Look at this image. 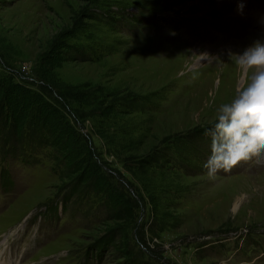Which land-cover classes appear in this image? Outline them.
Here are the masks:
<instances>
[{
	"label": "rangeland",
	"instance_id": "1",
	"mask_svg": "<svg viewBox=\"0 0 264 264\" xmlns=\"http://www.w3.org/2000/svg\"><path fill=\"white\" fill-rule=\"evenodd\" d=\"M262 18L264 0H0V264H264V155L203 168ZM10 86L58 112L60 142Z\"/></svg>",
	"mask_w": 264,
	"mask_h": 264
},
{
	"label": "clouds",
	"instance_id": "2",
	"mask_svg": "<svg viewBox=\"0 0 264 264\" xmlns=\"http://www.w3.org/2000/svg\"><path fill=\"white\" fill-rule=\"evenodd\" d=\"M234 55L246 81L229 102L218 105L205 132L210 137V154L203 168L209 180L264 155V41L255 40Z\"/></svg>",
	"mask_w": 264,
	"mask_h": 264
},
{
	"label": "trees",
	"instance_id": "3",
	"mask_svg": "<svg viewBox=\"0 0 264 264\" xmlns=\"http://www.w3.org/2000/svg\"><path fill=\"white\" fill-rule=\"evenodd\" d=\"M52 83H53V81H52ZM54 86H56V85L54 84ZM7 89H9V90H7V92L14 93L15 94V99L16 98H19L22 101V103H24L23 105L26 106V108H28L33 103L36 104L38 106V109H39L41 115L44 117V119L46 121L51 122L49 131L51 133L52 132L53 133L56 132V133H54L55 135H54V138L53 139L56 140L57 142H60L61 141V139H60L61 137L63 139V136L65 135L66 131H69V127L68 126L66 127L63 124V122L59 121L60 116H59V114H58V112L56 110L52 109L51 106H48L47 104H44V102L42 101V99L39 98L36 94H32V93L29 94V92L25 91L24 89L21 90V91H18L17 89H21V87H18V86H15V87L14 86H10ZM57 90H58L59 94L64 99H67V96H66L65 92L69 94V92L71 90H77V87H72V86H63L62 87V86H58L57 87ZM16 101L17 100H15V102ZM67 140H69V139H67ZM66 144L67 143H65V145L64 144L63 145L67 149L68 147H67ZM67 150H69V149H67ZM0 179L3 182L2 185H4V187H9V186L12 185V181L10 180V177L7 175V173L5 172V170H4V173L1 175V178ZM122 204H125V203L123 202ZM123 207H124V205H123Z\"/></svg>",
	"mask_w": 264,
	"mask_h": 264
},
{
	"label": "bare ground",
	"instance_id": "4",
	"mask_svg": "<svg viewBox=\"0 0 264 264\" xmlns=\"http://www.w3.org/2000/svg\"><path fill=\"white\" fill-rule=\"evenodd\" d=\"M258 22V20H256ZM259 24L261 25V27L263 28L264 27V18L261 19V21H259ZM237 73V72H236ZM239 74V73H238ZM235 77H237V75H235ZM233 79V78H232ZM245 81H246V78H245ZM244 81V82H245Z\"/></svg>",
	"mask_w": 264,
	"mask_h": 264
}]
</instances>
